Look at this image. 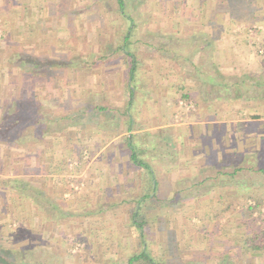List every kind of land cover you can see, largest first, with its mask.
Here are the masks:
<instances>
[{
  "label": "rangeland",
  "instance_id": "374dc122",
  "mask_svg": "<svg viewBox=\"0 0 264 264\" xmlns=\"http://www.w3.org/2000/svg\"><path fill=\"white\" fill-rule=\"evenodd\" d=\"M16 1L21 2L0 0V111L6 108L4 102L14 105L6 118L9 130L0 135V246L26 249L37 264H139L128 259L141 249H146L153 264H264V99L241 96L253 77H264V0H123L122 8L117 0H59L57 9H35L34 16L32 11L14 12L11 3ZM30 13L33 20L36 17L39 24L50 23L54 34L58 33L51 47L60 54L54 59L67 60L60 51L69 50V91L44 88L45 80L57 78L53 70L50 74L19 63L20 57H43L49 46L36 24L18 27ZM211 20L212 25H207ZM173 22L180 24L181 37L172 35L177 32L169 27ZM123 31H133L134 37L149 34L143 43L150 46L146 51L149 48L157 54L172 52L177 56L174 60L179 63V73L184 74V96L188 99L176 103L175 124L191 123L193 114L203 118L204 126L211 127V117L219 123L212 131L219 151L202 154V161L200 154H194L196 158L189 165L172 170L180 173L173 185L168 179L170 170L155 169V201L148 202L145 211L142 207L146 203L140 201L136 224L132 216L137 201L131 199L152 194L151 184L143 186L140 177L119 183L106 175L95 181L89 169L81 177L79 169L86 161L83 154L80 162V155H74L77 170L67 168L63 175L77 184L57 180V174L51 177L40 167L42 159L54 151L67 155L65 151L71 146L78 149L74 142L81 145L86 131L98 124L95 117L86 116L88 108L78 101L86 96L100 100L105 95L109 100L107 91L102 94L98 88H84L89 80L102 81L96 52L115 48L118 52L120 41L107 38L121 36ZM133 45L142 46L133 38L122 41L121 47L129 52ZM121 58L124 72L115 78L119 87L128 78L126 65L130 66L128 58ZM152 60L153 67L163 65L162 59ZM145 63L149 64V59ZM144 66L138 68L140 73L145 72ZM129 73L130 79L139 74L131 67ZM209 77L217 83H208ZM244 77L249 85L241 86L242 91L230 86ZM3 79L6 84H1ZM221 83L229 84L228 90L223 92ZM134 89L136 95L146 96L145 105L140 104L134 113L149 114L148 92L137 86ZM44 97L56 99L52 110L38 104ZM18 102L25 105L16 107ZM97 108L95 114H99ZM52 134L67 138L69 143L52 145ZM205 140L201 143L204 151L208 146ZM51 146L60 149L46 148ZM228 149H250L255 166L244 165L247 157L237 154L234 159L241 164L233 166ZM256 149H260V158ZM235 170L237 174L230 176ZM19 184L40 189L57 209L34 203L29 193L20 191ZM173 194H178L179 200H172ZM101 195H105L104 200L97 199Z\"/></svg>",
  "mask_w": 264,
  "mask_h": 264
},
{
  "label": "crops",
  "instance_id": "0c3cea01",
  "mask_svg": "<svg viewBox=\"0 0 264 264\" xmlns=\"http://www.w3.org/2000/svg\"><path fill=\"white\" fill-rule=\"evenodd\" d=\"M16 2H12V10L14 12L19 10H26L32 11V15L35 14V9L41 10H48L53 9L59 6V0H20ZM38 18L31 17V13L29 15H26L24 18L25 23H22L20 21L18 25L26 27L28 25L36 24L35 28L36 30L41 33V36L45 38L46 41H48L49 46H46L45 52H42V56L40 57L43 61V66H39L38 64H32L28 62L30 59L33 60L34 57L30 56L19 58V63L25 66H33L36 68H39L40 71H47V72H56L54 74L57 76V78L51 79V81L45 80L44 88L46 89H61V90H70V55L69 50H62L61 55L62 59L67 58V60H56L54 58H59V54L56 48L51 47L54 42H56V39L58 38L57 35L54 34L53 30H51V24L45 23V24H39L37 22ZM203 22V21H202ZM208 23V22H207ZM204 22L203 24H207ZM212 20L207 25H212ZM21 24V25H20ZM121 24V23H119ZM191 24V23H190ZM133 26V25H132ZM224 26L227 27V24L224 23ZM169 27H172L175 29V32H172V35H178L181 37L180 34V24L177 22H173L172 24H169ZM21 29V28H20ZM170 29V28H169ZM11 32V29H10ZM18 32V31H17ZM16 32V33H17ZM129 31L125 32L123 31L121 33V36L118 34L112 35V37H108L107 40H113V41H120V48L118 49V52H116V48L113 50H105V51H97V55L99 56L101 60L100 64V75L101 80H89L88 88L84 89H93L98 88L100 92L105 93L107 91L109 95V100L107 96H102L100 100H90V98H87V96L84 99H81V101H78V104L83 106L84 108H88L87 117L94 118L98 120V124H96V127L90 128L86 131L85 137L82 139V144L79 145L78 141H75L74 144H77L78 149H76V146L70 147V149H66L65 153H68L67 155H64V151H54L55 154L52 152L51 156L48 158L46 157L42 159L40 167L43 168L44 172L46 174H50L52 177L53 174H57L56 178L61 179L64 183L71 184L72 181L76 183V181L71 180L68 177H64L63 175L66 174L65 171L67 168L73 169L74 171L77 170L79 167V164L83 156V160L86 159V161H82L81 168L79 169V173L82 176L86 175V170L89 169V176L90 178L97 181L102 180L101 178L105 177L106 175H110V178L112 180L118 181L119 183H125L124 181L127 180L129 177H140V183L144 186L145 184H151V190L152 194L149 196H144L145 198H132L133 201H144L146 204L143 205L142 210H146L148 207V202L155 201V193L156 190L154 189L155 186V180H156V172L155 169L162 168L164 170H172L175 169H181V167L185 164L189 165L192 162L193 158H196L194 154H209L212 155L213 151L215 153L219 151L217 150V137L215 134L213 135L212 131L216 127H219L216 125V117H211L210 124L211 127L204 126L203 118L200 120V117L196 114H193L191 117L195 118L194 121L191 123L187 122H177L175 124V118L178 117L175 114V111L177 109V102L179 99H188V96H184V92L187 93L185 80H184V74L179 73V63L175 62L174 58L177 56L169 53V55H164V53L157 54V51L148 50L146 51V47H150L148 44L143 45L145 41L148 39V35H136L134 37L133 31L128 33ZM20 34V32L18 33ZM65 36L70 37V32L67 30V33ZM120 36V37H119ZM120 39H119V38ZM66 38V39H67ZM134 38V41L139 43L142 46H134L131 47V50L129 52H126L124 47L122 48V41L129 42L132 41ZM13 40H17L13 38ZM44 39H42L43 42H46ZM58 40V39H57ZM69 40V39H67ZM13 41V42H14ZM57 44V43H56ZM130 45V43H129ZM134 48V49H133ZM156 52L157 55L154 53ZM119 53V54H118ZM58 54V55H57ZM91 54V51L89 52ZM87 56V54H85ZM84 55V56H85ZM37 57V56H36ZM125 57L128 58L127 63L130 65L127 67V75L128 78L122 83L121 87L117 86V81H115L116 77H119L121 72H124L123 67L121 66L122 58ZM156 59H162L163 65L159 67L158 63L152 66L153 58ZM168 57L170 62H168ZM39 58V57H38ZM121 58V59H119ZM139 58L141 60H139ZM114 59V60H113ZM118 62H117V60ZM146 59H149V64H144ZM173 60V61H172ZM44 61H49L50 65H46ZM142 64H141V62ZM173 63V64H172ZM119 64V65H118ZM142 65H145L142 70L145 72L140 73ZM14 66V65H12ZM130 67L133 71L139 73L135 76V79L129 78V70ZM93 70V69H92ZM126 70V69H125ZM89 71V69H88ZM95 72V70H93ZM186 72V71H184ZM51 74V73H50ZM65 75L66 78L64 76ZM90 74V73H88ZM140 74L143 76H140ZM91 78V77H90ZM147 80V81H146ZM1 84H6L7 81L4 79L1 80ZM98 84V85H96ZM110 89V86H112ZM134 86L139 88H145L147 93V99L151 104L150 113H138L136 111L134 113V110L138 109V106L140 104L145 105V94L139 95L137 92H135ZM119 87V88H118ZM6 88V86H5ZM116 88V89H113ZM72 94L74 87L71 89ZM78 90V89H76ZM112 91V92H111ZM131 92V93H130ZM74 96V95H73ZM67 99V98H66ZM39 100V99H38ZM38 100L33 101L35 104ZM112 100V101H110ZM131 100V101H130ZM56 101V99H55ZM53 99H49L47 97H44L41 99V101H38V104L40 107H49V110H52L53 104L55 102ZM106 102L108 105L106 106ZM109 102L113 103L115 108L114 112H110L112 109ZM18 105H15L16 107L25 105V102H18ZM4 105L6 108H4V112L0 111V120L1 118H5L7 116H4L5 111L10 109V107L14 106L12 103L4 102ZM4 106V107H5ZM104 106V107H101ZM130 106V107H129ZM98 107L99 114H95L94 108ZM107 107V108H106ZM129 108V109H128ZM133 108V110H132ZM20 109V108H19ZM112 109V110H113ZM11 113V112H10ZM116 113V114H115ZM120 113V114H119ZM12 114V113H11ZM115 114V115H113ZM6 115V114H5ZM16 115V114H15ZM113 116V117H112ZM184 120H188L187 117H184ZM198 120V121H197ZM2 122V120H1ZM91 126V125H89ZM76 127V126H74ZM205 127V131H204ZM214 127V128H213ZM208 129V130H207ZM206 132V133H205ZM234 132V130H233ZM236 132V131H235ZM238 132V130H237ZM241 133V130L238 132V134ZM205 134V135H204ZM50 135V134H49ZM52 145L56 143H60L63 141L64 143H69L67 138L65 137H58L52 134ZM204 138H207L205 140L206 144V151L205 149H202V141H204ZM25 146V145H22ZM68 147V146H67ZM80 147V148H79ZM23 148V147H22ZM48 149H60L59 146H51L46 147ZM207 149H209L207 151ZM215 149V150H214ZM258 151V158H260V149H256ZM43 154H45V151H43ZM228 156L232 157V165L238 166L239 161L236 162V154L242 155V157H247V162L243 163L246 164H252V166H255L254 161L251 162V160L254 158V154L250 153V149H243V151H240L238 149H228ZM46 155V154H45ZM117 155V156H115ZM199 156V157H200ZM235 156V157H233ZM55 157H58L56 159ZM66 157V158H64ZM201 161L203 157L201 156ZM238 159V158H237ZM195 160V159H194ZM246 161L245 159L243 162ZM195 162V161H194ZM230 162V160H229ZM67 163H70L67 164ZM70 167H69V166ZM196 165V164H195ZM72 166V167H71ZM128 169V170H127ZM127 170L128 172H125ZM108 173V174H107ZM172 173V174H171ZM168 173V179L170 180L169 183L173 185L174 181L176 182V179L173 181L175 177L180 176V173L174 174L175 172ZM52 174V175H51ZM138 175V176H137ZM78 177V176H77ZM80 177V176H79ZM75 178V177H74ZM87 178V177H86ZM51 179V178H50ZM55 180L52 179L50 182L52 183V186H54ZM77 184V183H76ZM157 184V183H156ZM149 191V192H150ZM141 192H144V194H147V190H142ZM178 195V194H176ZM175 194L171 195L170 198H173L172 200H176ZM105 195L99 196L97 199L104 200ZM166 199V200H170ZM175 198V199H174ZM128 199V198H127ZM126 199V201H128ZM118 200H121V198L118 197ZM124 200V199H123ZM179 200V198L177 199ZM137 210V209H136ZM140 214V212H139ZM143 215V213H141ZM143 249L136 251L138 253L134 255H138ZM129 261V259H128ZM127 261V262H128Z\"/></svg>",
  "mask_w": 264,
  "mask_h": 264
},
{
  "label": "trees",
  "instance_id": "16d2710c",
  "mask_svg": "<svg viewBox=\"0 0 264 264\" xmlns=\"http://www.w3.org/2000/svg\"><path fill=\"white\" fill-rule=\"evenodd\" d=\"M117 3H118L119 8H122L123 0H117ZM202 36H204L203 33H202ZM202 47H204V46H202ZM28 62H30L32 64L36 63L39 66H43V61L41 60V58H38V57H35L33 60L30 59ZM44 63L46 65H50L49 61H46V62L44 61ZM208 81H207L208 83H212V82H216V79H214L213 77H209ZM251 82H253L252 84H250L251 85L250 87H252L251 89L248 86L249 84L247 83V77H244V79H242V80L238 81L237 83H235L234 85H230V86L237 87L238 91H242L240 89L241 86H248V87H244L245 89H243V94L241 95L245 99H249V100L255 99V98L264 99V77H256V78L253 77ZM230 86H229V84H224V85L222 84L220 87L223 89L222 91L225 92L226 90H228V88ZM12 111H13V108H11V107H10V109L8 108V110L5 111L6 115H4V116H7V117L11 116V115H9V112L12 113ZM57 120L59 121L60 119H57ZM6 122H8V121L5 118H3V120L0 124V135H4V132L5 131L8 132V130H9V127L6 126ZM7 138H8V136H7ZM237 171L238 170H235L233 173H231L229 175L234 176L237 174ZM262 172L264 173V170ZM19 185L21 186L20 191L22 193L25 192L26 194L29 193L30 198L32 199V201L34 203H38L41 206H43V204L46 203V204H44V206H47L46 208H54V207L56 208V204L54 205L52 200L49 197H47L46 194H44L40 189L33 187V186H30V185L26 186L25 184H19ZM156 188H157V184L155 183L154 189L152 188V190H156ZM11 192H15V190L12 188ZM139 203H140V200L137 201V206L135 208L137 210L135 211L134 215L132 216V218L135 219V224L139 221V220H137V217H138L139 212L141 210ZM60 215L62 217H65L66 214L61 213ZM142 225H145V224L142 223ZM30 254H31V252L28 253V251L26 249L24 251H21V249L14 250V249H7L6 247L0 246V264H37L38 262L36 260L30 259L31 258V257H29ZM129 261H133V262L137 261V263H139V264H143L144 262H146L147 264H149V263L153 264L152 261L149 259V256L146 252V249H143L138 255H133L129 259Z\"/></svg>",
  "mask_w": 264,
  "mask_h": 264
},
{
  "label": "built area",
  "instance_id": "2783aa9c",
  "mask_svg": "<svg viewBox=\"0 0 264 264\" xmlns=\"http://www.w3.org/2000/svg\"><path fill=\"white\" fill-rule=\"evenodd\" d=\"M188 108V107H187Z\"/></svg>",
  "mask_w": 264,
  "mask_h": 264
}]
</instances>
